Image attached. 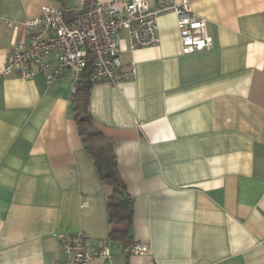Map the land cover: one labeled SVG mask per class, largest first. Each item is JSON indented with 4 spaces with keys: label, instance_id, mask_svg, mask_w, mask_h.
I'll list each match as a JSON object with an SVG mask.
<instances>
[{
    "label": "crops",
    "instance_id": "obj_1",
    "mask_svg": "<svg viewBox=\"0 0 264 264\" xmlns=\"http://www.w3.org/2000/svg\"><path fill=\"white\" fill-rule=\"evenodd\" d=\"M191 3L211 48L182 53L178 15L162 13L158 43L129 49L121 35L136 72L91 90L94 128L115 140L134 210L129 234L151 248L134 254L110 235L70 77L3 73L12 40L30 37L26 19L80 1L0 0V264L63 261L58 233L77 231L111 250L112 262L91 264H264V0Z\"/></svg>",
    "mask_w": 264,
    "mask_h": 264
},
{
    "label": "built area",
    "instance_id": "obj_2",
    "mask_svg": "<svg viewBox=\"0 0 264 264\" xmlns=\"http://www.w3.org/2000/svg\"><path fill=\"white\" fill-rule=\"evenodd\" d=\"M80 8L72 15L64 7L44 4L42 12L29 17L25 25L31 30L28 41L12 40V50L3 73L31 78L38 73L48 82L69 76L71 90L89 60L94 71L92 80L119 82L131 77L136 68L123 66L122 33H126L129 49L158 43V16L175 11L181 52L192 53L211 48L212 35L208 21L197 15L191 0H79ZM67 258L55 264H91L96 257L112 262L106 244L92 245L82 231L60 232ZM131 253H151L150 245L136 240Z\"/></svg>",
    "mask_w": 264,
    "mask_h": 264
},
{
    "label": "trees",
    "instance_id": "obj_3",
    "mask_svg": "<svg viewBox=\"0 0 264 264\" xmlns=\"http://www.w3.org/2000/svg\"><path fill=\"white\" fill-rule=\"evenodd\" d=\"M67 13L72 15L73 11L68 10ZM93 71V63L89 60L77 81L75 91H72V104L81 140L92 155L106 188L110 235L114 238H125L129 249L133 244L129 227L133 222L134 210L113 149L115 140L103 130L94 128V118L90 112V95L95 83L91 79ZM124 226L126 229L122 228Z\"/></svg>",
    "mask_w": 264,
    "mask_h": 264
}]
</instances>
